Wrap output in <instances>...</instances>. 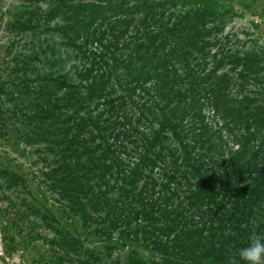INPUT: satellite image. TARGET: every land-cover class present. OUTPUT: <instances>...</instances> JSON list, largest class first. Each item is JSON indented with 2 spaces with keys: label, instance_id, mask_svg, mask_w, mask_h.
<instances>
[{
  "label": "trees",
  "instance_id": "trees-1",
  "mask_svg": "<svg viewBox=\"0 0 264 264\" xmlns=\"http://www.w3.org/2000/svg\"><path fill=\"white\" fill-rule=\"evenodd\" d=\"M2 3L0 137L32 150L43 181L0 163L4 260L41 243L45 264H105L91 237L127 264H226L264 237V43L225 33L264 5Z\"/></svg>",
  "mask_w": 264,
  "mask_h": 264
},
{
  "label": "rangeland",
  "instance_id": "rangeland-1",
  "mask_svg": "<svg viewBox=\"0 0 264 264\" xmlns=\"http://www.w3.org/2000/svg\"><path fill=\"white\" fill-rule=\"evenodd\" d=\"M242 0H236V8L241 11V6H239V2ZM247 1V0H245ZM252 2L253 0H249ZM12 0H3L2 6L8 5L11 3ZM15 2V1H14ZM17 2V1H16ZM259 5L261 4L262 6L264 5V0H258ZM257 7V5H255ZM254 10V9H253ZM247 11L245 9H242L243 11V17L237 19L234 23L229 25L225 33L232 36L235 34H239L240 39L245 40L247 38L244 33L246 31L250 32V37L246 39L248 41V44H250L253 41H259L261 43H264V14L261 16L262 13H259V11ZM5 22V20H4ZM253 22L258 23L260 27H255ZM12 35L10 36L9 32L6 29V26L3 23H0V61L1 59H6L9 61L7 58V52H6V46L11 40ZM26 43H23V45ZM22 53V51H21ZM1 71V67H0ZM8 72V71H7ZM6 72V73H7ZM6 73L3 74V77L6 76ZM207 114H209V111H207ZM13 138L11 135H7V137H0V163L3 165L6 164L8 166H11L12 168H15L16 170H20L17 167L19 166H24L25 170H22L24 173L28 174V178L32 182H36V185H39L42 183V179L40 178L39 170L41 166H39L38 160L36 159V155L30 149H27L24 145H20L19 147L13 146ZM32 174L37 179H32ZM4 182V181H2ZM11 195L13 196L14 193L11 192ZM50 197V196H49ZM51 210L56 214V217L60 220V223L63 224L67 228H76L78 224V220L72 219L71 217H68L67 214L64 212V208L62 206H65L64 203L60 205L58 202L55 200L50 199L48 200L47 203ZM5 208V205H3V201L0 200V211ZM39 234H42L44 236L45 232L42 230H39ZM47 236H51L48 235ZM105 244L103 241L100 239H95L89 237L88 243H87V248L90 250H96L98 248L102 252L105 250V264H115L117 259L122 258V264H127L126 262V257H127V249L121 248L118 249L117 251L113 249L112 251H109L105 249L103 246ZM42 244H38V248L33 250L32 252H28L27 254L23 253H15L13 257L11 258H6L4 260L3 258L6 256L4 253V244H3V236L0 231V264H45L41 260V256L44 253H40L39 251L41 248ZM147 256L151 258L150 264L152 262L158 263L159 264V258L157 259V256L153 257L147 253ZM39 259V261H38ZM161 264V263H160Z\"/></svg>",
  "mask_w": 264,
  "mask_h": 264
},
{
  "label": "clouds",
  "instance_id": "clouds-1",
  "mask_svg": "<svg viewBox=\"0 0 264 264\" xmlns=\"http://www.w3.org/2000/svg\"><path fill=\"white\" fill-rule=\"evenodd\" d=\"M226 264H264V237H250L245 246L229 250Z\"/></svg>",
  "mask_w": 264,
  "mask_h": 264
}]
</instances>
